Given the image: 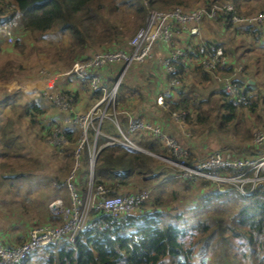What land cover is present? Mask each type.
I'll list each match as a JSON object with an SVG mask.
<instances>
[{
  "label": "trees",
  "instance_id": "16d2710c",
  "mask_svg": "<svg viewBox=\"0 0 264 264\" xmlns=\"http://www.w3.org/2000/svg\"><path fill=\"white\" fill-rule=\"evenodd\" d=\"M204 1L201 7L207 9L213 5L220 6L225 1H231L239 16L245 15L242 9L248 2V0ZM145 4L148 8L157 11H168L178 8L177 6H188L182 5V0H0V25L12 16L14 9H18L22 32L36 33L41 37L48 33L63 35L67 40L66 48L62 52L65 54H58L59 56L55 60L63 61L65 65L70 66L76 58L81 60L89 57L91 53L85 52L95 47L104 50L122 48L121 46L125 48L127 39L145 24L147 18ZM261 8L259 10L264 9L263 6ZM253 12L255 10L251 11V14ZM229 18V15L221 13L217 20L210 21L218 24L226 33H231L233 38L230 42L234 48H229V45L227 46L223 42L211 43L223 47L225 53L229 49L235 53L242 50L240 54L250 53L254 49L253 44H246L241 40L237 43V34L251 35L255 41H258L263 34V29L255 25L239 29L229 21ZM19 47H22V44H15V48L19 49ZM231 70L232 66L229 65L228 68H220L212 74L202 72L201 69L198 73H201V80L209 81L210 84L212 79L220 82L219 79L228 76ZM185 71L186 67L181 66V85L179 89L177 88L175 99L170 102L169 112H166L167 117H170L171 111L183 110L187 112V125L192 123L202 125L209 122L210 117L208 118V116L216 108L219 111L217 120H223V123L218 122L216 127L227 132L230 124L235 126L240 108H246L249 113H255L258 110L264 114V95L257 92L254 101L251 97L248 105L236 106L223 90L222 83L218 84L220 92L215 93L218 97L209 99L214 94L213 89H210L207 99L203 98L197 101V96L193 91L195 87H200L199 83L190 85V88L187 87L183 82ZM71 80H73L71 77H65L64 80L59 77L56 86L63 89L64 84ZM0 81L9 82L8 77L3 76L1 72ZM80 85L90 90L87 83L81 82ZM118 90L115 111H118V117L120 116V120L123 122L121 117L125 98H118ZM21 94L4 92L0 98V190L2 189L4 192L13 186L9 180L23 178L28 168L22 163L27 159L21 154L23 147L20 137L15 135V124L26 117L32 127L29 129L44 143H47L54 129L62 127L53 119L48 118L45 121L43 117L47 113L38 108L34 102H30L28 105L22 104V100H19ZM99 96L100 93L92 92L85 99L90 98L95 101ZM210 101L215 106L209 105ZM119 103L121 104L119 105ZM203 105H209L207 112L204 111ZM5 110L8 111V115L6 114L5 121H3L1 115ZM15 115H18V118L13 121L12 117ZM112 119L111 116L106 124H104L105 119L102 121L101 133L124 141ZM261 122L264 123V120L260 119L258 124ZM75 127L78 131V127L76 125ZM66 130L68 145L61 149L52 148V156L56 159L59 167L56 178L58 181L65 179L72 169L73 150L79 137L77 131ZM135 133L136 141L133 144L137 147L153 154L163 153L164 148L162 149L156 140L143 136V132L136 131ZM126 137L128 136L126 135ZM88 139L90 142L89 135ZM107 142L108 139L105 136H98L95 142L96 149L100 148V150L93 168V187L101 185L108 190L110 196H115L134 193L124 191L132 179H136L138 182H150L158 177L167 178V173H163L167 168L164 162H160L145 152L130 151L120 144L106 145ZM93 143L89 144L92 146ZM81 162L86 167L89 165L87 151H85ZM156 162L162 163L163 167L155 166ZM152 168L157 169L159 173L153 175ZM87 173L88 171H86ZM184 181L192 183L191 180ZM199 181H203L201 184L198 183L201 187L204 186V183L206 185L211 183L210 181ZM63 191L68 196L67 190ZM210 198H213L214 201H210ZM205 199L208 200L207 204L213 203L212 214H206L203 219L195 221V226L188 231L181 228L179 224L177 226L173 223L165 224L162 219L164 213L161 210H152L139 215V217H131L127 225L87 230L75 242L70 243L63 240L55 243L46 250H42L43 252L39 251L34 256L30 255L18 264H27L29 260L32 261V264H162L167 257L172 261V264H193L194 253L197 254L200 249L211 248V246L215 249L217 245L220 247V252L213 264H264V186L257 187L248 195L229 193L216 187L214 192L204 196L201 200ZM228 202L234 204L233 209H229ZM146 203V201L143 202L142 207ZM157 205L160 206V203ZM172 217V220L189 222L188 217L183 216L185 220L177 214ZM122 239L125 240L124 247L118 249L113 247L114 250L110 251V246L118 245Z\"/></svg>",
  "mask_w": 264,
  "mask_h": 264
},
{
  "label": "built area",
  "instance_id": "2783aa9c",
  "mask_svg": "<svg viewBox=\"0 0 264 264\" xmlns=\"http://www.w3.org/2000/svg\"><path fill=\"white\" fill-rule=\"evenodd\" d=\"M221 13L229 15V21L234 24L264 25V11L253 16L238 15L231 1H225L220 6L213 5L209 9L196 7L189 10L175 8L168 11H147V18L134 36L127 42L125 48H114L95 52L87 58L77 60L72 67L60 76L44 75L40 80L32 84V90H38L37 94L50 100L60 110L69 116L65 121L69 125L75 123L80 130V135L73 150L74 166L69 176L62 182L53 184L56 188H65L70 199L69 206H63L60 200L50 204L52 216L57 217L60 225H45L32 229L24 242L19 245H7L0 242V264H18L30 255L45 250L49 246L66 240L75 242L81 234L91 229H108L127 225L131 217H139L143 202L149 196L150 191H139L131 194H119L110 196L108 190L101 185L93 187V167L100 148L96 149V137L93 146H89L88 129L93 121H98L96 134L104 119L113 117V123L119 128L116 120L117 90L127 70L134 63L143 65L153 61L160 45L166 47L167 56L158 64L164 69L167 80L166 88L155 98L158 106L169 112L170 102L173 100V92L180 85V67L186 66L193 59L197 66L207 73H214L220 68H228L230 61L223 47L215 46L208 42L202 35V24L205 19L217 20ZM20 27V13L14 9L12 16L0 25V37L7 43L13 42L14 35ZM183 35L185 42L183 43ZM181 41V42H179ZM180 43V46L177 44ZM158 49V50H157ZM120 67L118 78L114 84L108 85L107 70L110 67ZM242 67L235 68L232 76L222 77L220 82L223 90L236 106H246L251 101L252 92L247 89L243 80L235 77L242 72ZM71 77L78 83H87L91 92L100 93L93 106L86 112L76 111L78 98L76 94L65 90L55 93L57 79ZM39 94V95H40ZM102 108L100 114L99 110ZM111 111V113H109ZM170 117L179 127H184L187 112L183 110L171 111ZM73 120V121H72ZM127 129L129 132L141 131L158 141L166 150V156L152 154L171 168L175 177L182 180L195 181L206 179L214 183H229L237 181L243 184L253 166L256 172L264 170V132H259L254 139V151L256 158L252 159L247 153L234 152L233 150H217L204 158H195L189 148L183 146L174 137L165 133L160 126H153L139 119L129 118ZM124 141L114 137L105 136L108 139L106 145L120 144L130 151H138L134 145L119 129ZM65 128H56L51 133L47 142L52 147L61 149L68 144ZM87 151L91 164L88 182L89 200L81 197L73 183L78 162ZM251 153V152H250ZM252 153V154H253ZM256 163L258 167L252 165ZM159 172H157L158 174ZM156 174V175H157ZM221 190V189H219ZM251 193V192H250ZM249 193V194H250Z\"/></svg>",
  "mask_w": 264,
  "mask_h": 264
},
{
  "label": "rangeland",
  "instance_id": "374dc122",
  "mask_svg": "<svg viewBox=\"0 0 264 264\" xmlns=\"http://www.w3.org/2000/svg\"><path fill=\"white\" fill-rule=\"evenodd\" d=\"M204 2H205L204 0H182V5L186 4L188 6L186 7L177 6V7L182 10H189L196 7H201ZM262 6L264 7V0H248V4H245L242 10L245 16H253L256 13L264 11V9L259 10L262 9L261 8ZM146 8L147 11L153 10L148 8L147 5ZM253 10H255V12L251 14V11ZM153 11H157V10H153ZM249 11L250 13H248ZM207 20L210 21L211 19H207ZM204 21H206V19ZM261 26L264 27L263 25ZM202 35H203V25H202ZM237 35H238L237 43L240 42L241 40L246 44L247 43L253 44L252 47L254 49L247 56H242L240 54L242 50L241 51L239 50L237 53H234V51L231 50H227V51L230 54V57L232 56L231 60L236 61L239 65H241V67H246V69L244 68L246 71H248L247 68L251 69V71L253 72H255L254 69H256V71L259 73L256 74L258 81L256 82L257 84L256 86H254L255 89L253 91L254 95L252 101H254L257 92L261 93V95H264V42L260 43L258 41H255L251 35H241V34H237ZM133 36L134 35H132L127 40L129 41ZM221 37L223 38L222 35ZM230 37L231 36L228 35L226 37V40L230 39ZM14 38L15 39L11 43H7L2 38L0 40V47H1L0 72L2 73L3 76L8 77L9 80V82H5V85L0 86V95H3L4 92L7 94L22 93L19 96V100L21 99L23 101H27L28 99V101H30L31 98L29 99V96L33 97V99L34 98L37 99V101L35 100L34 102L38 103L37 105L39 107H41L42 109L47 108L49 110V111L47 110L48 111L47 114L43 117V119L46 121L49 118V116L53 115V113L55 112L52 106L56 108L58 107L55 104H53L50 100L44 98L42 94L40 93H39L40 95L37 94L36 92H38V90H36V92L35 90H32V84L35 81L42 79L44 75L60 76L61 74L69 70L72 67V65L78 60V58H76L70 66L65 65L64 64L65 62L63 63V61L55 60L57 56H59L58 54L62 53L67 45V40L61 34L48 33L41 37L36 33L29 34L24 31L22 32V29H20L19 27V29L16 32V35H14ZM14 43L18 45L22 44V47H19V49H17L15 48ZM177 45L180 46V43H178ZM228 45L229 48H234V45L232 43L228 42ZM121 47L123 48V46ZM102 50L104 49L102 48L96 49L95 47L89 51H86L85 53L87 54L91 53L90 55H92L93 53ZM64 54L65 52L62 53V55ZM146 64L148 65V67H150V65H152L153 67L157 65L156 66L157 69L152 71H155L159 76L163 75L164 78L167 80V75L161 66L155 64L153 61L144 63L143 66H147ZM137 66L140 67L144 72V77L147 76L150 69H147V67L146 68L142 67V64ZM134 70L133 67L131 66L127 70V73L124 76L120 84V88L118 90V98L119 97L125 98L126 94L129 93V89L126 86V79H128V76L131 73V71ZM245 72L242 74L243 77L247 76L246 75L247 72L246 73ZM192 80H193V85H195L194 77ZM113 82H114L113 80L110 81L111 84H114ZM135 83L137 82L135 81ZM78 84L79 85H77L76 82H73L72 85L70 84V86H67L63 89L60 88V86H56L55 84V89L53 93L59 90L60 91L65 90L66 92H70V93H73L75 91L77 94H79L80 97L78 98V101L88 97L90 93H92L86 87L80 85V83ZM201 86L205 87L204 84H201ZM206 86H207L205 87L206 91H204V88H200V87L197 88L194 86L195 87L194 91L193 90L192 91L197 96L196 97L197 101H200L203 98L207 99L209 97L208 96L209 89H213L214 91L213 96L209 99L218 97L215 94L220 92L219 91L220 88H218V81L212 80L211 83L208 85L206 84ZM216 86L218 90L216 89ZM143 96L145 95L143 94ZM174 97H176V94ZM174 97L173 100L175 99ZM91 102L92 105L88 107L89 109L93 106L95 101L92 99ZM120 104L121 103H119V105ZM208 104L212 105V107L213 105L215 106V104L212 101H210V103ZM209 105H203V109L205 112H207ZM102 108L103 107H101L99 112H97L98 114H100ZM87 110L88 109H85L82 112H86ZM238 111L239 114L236 119L235 126H233L234 124H230L229 130L227 132L221 131L219 130L218 127H216V124L218 122L223 123V120L221 119L217 120L219 117V111L216 108L214 112L210 113V115L208 116V118L210 117L209 122L205 124L194 125V123H192L191 125H187L185 123L184 127L181 128L177 126L174 122L172 123L171 121H169L170 124L172 123V125H174V127L173 126L172 127L177 131L178 134L171 135L170 130H168L169 133L166 132L165 130L163 131L169 134L170 136L174 137L183 146L189 148L190 151L195 155L194 156L195 158H204L206 155L217 150H228V151L233 150L234 152L239 151V153L241 154L247 152L249 154L248 156H251L252 159H254L252 154L254 149V139L259 132H264V123L261 122L258 124V121H260V119L264 120V114L258 110L255 113H249V111H247L246 108H240ZM117 112H116V120L119 124H121L123 132H125V134L128 136L127 138H129V140L132 143L135 142L136 139H134V136L136 133L129 132L128 129H126L127 126L123 122L122 123L120 122L121 120L120 117H118ZM166 112L167 111L165 110L164 115H166L165 114ZM109 113H111V111H109ZM7 115H4V113L1 115L3 121H5L4 119L5 116ZM13 117L14 119H17L18 115H15ZM68 117H72V116L68 115ZM166 119L168 120L170 118L168 117ZM107 121L109 120L105 119L104 124H106ZM98 124H99L98 121H93L92 124H90V128L88 129L87 136L89 135L91 144L93 143V139H95V135H97V137L107 136L101 133L100 130L98 131V134H96ZM29 127H31L30 122H28V120L26 119L21 120L15 126L18 136L20 137L23 136L22 139L26 141L25 142L23 140L24 142L23 145H25L24 152L27 151L26 148H28V149H32L36 153H38L39 151L43 152V154L42 153L37 154L36 157H40V156L41 157L33 158L36 160H33L31 158L33 157L32 155H35V153H28L31 155V157L29 156V158H27L25 155V157L28 160L26 162L23 161V165L28 168H27V172L24 174V177L18 178L17 180H9L13 183V186L10 187L5 192L2 191V189L0 190V240L2 242L5 241V237L8 240L9 239L15 240L18 237L25 238L27 231L33 226H37L47 222L49 223L47 225H60L61 222L59 221V219L51 215L49 206L52 202L57 200H60L63 206L70 205L69 196H67L66 192L63 191L65 188L63 187L56 188L52 186V184L58 181L56 179L58 173L56 168L52 166L50 162L46 161L47 159H49V157H51L50 155H48L51 149L47 148L45 146V143L39 141L38 136L34 137L35 139L38 140V142H36L34 145H31L29 143L30 139L24 136V135L32 136V134L34 133L29 129ZM79 131L80 130L77 131V134L80 135ZM93 133H94V137H93ZM180 135L183 137L184 140H186V142H184V140L182 142ZM108 136H112V135H108ZM145 137L151 139V137L149 136H145ZM91 144H89V146H91ZM187 144H189L190 146L194 145L195 147L191 148ZM50 146L52 147L51 144ZM160 147L163 149L162 146ZM247 149L251 153L249 151H245ZM141 150L143 151L144 149ZM258 150L259 152L262 153L264 147L262 146V148ZM134 151L136 152V150ZM162 152L163 153L160 152V154L158 153L155 155H160L163 157L167 155L166 150L163 149ZM155 159L161 162L160 159L156 157ZM31 160H33V162ZM160 162H156L155 166L159 168L163 167V164ZM74 164L75 162L73 163V166ZM78 164L79 166L77 167L72 177L73 183L76 187V191L78 192V194L81 197L84 198L86 197V200H89L88 182L90 176L89 171L91 168L90 160H89V165L87 167L86 165L82 164L81 161L78 162ZM252 165L258 167V165L254 162ZM92 167L94 168L93 165ZM167 168H165L163 172V173H167V178L158 177L154 180L152 179L150 182H142V181L138 182L136 181V179H132L130 180L128 187L124 188L126 189L124 191L125 192H137L138 190L150 191V196L146 200L147 203L141 208V211L138 212L137 215H139L140 213L141 214L146 213L147 211L151 212L152 210H161L162 213H164L162 219L165 224L173 223L176 226L179 224L180 227L186 229V231L192 229L191 227L195 226V221L199 219H203L206 216V214H212L211 209L214 207L213 203L207 204L208 202L207 199H205L204 201H202L201 199L204 196L206 197V195L214 192L216 187L217 189H221L229 193L235 192V193H240L242 195H248L251 191H253L257 187L264 186V170H261V172L258 173L255 171V168L253 166L251 167L252 170L248 172V176L245 177L246 179H244L245 182L243 184L238 183L237 181L223 183V184L211 182L209 183V185H206L204 183V186L202 187L200 186V184L203 183V181H199V180H204V181H208V180L198 179L192 181V183L191 182L188 183L182 179L176 178L174 171L171 168H168L169 170ZM86 171H88L87 174ZM152 172L153 175H156L157 172L159 171L155 168H152ZM163 177L165 176L163 175ZM65 179L60 180L59 182H62ZM193 183L195 184V186ZM198 183L200 184L198 185ZM210 201H214L213 198H210ZM157 203H160V206H158ZM228 207L229 209H233L234 204L232 202H228ZM176 214L180 215L181 216L180 218H183V216L188 217L189 222L178 221L177 219L172 220L173 218L172 215L174 216ZM48 218H50V220ZM53 218L55 220L54 222H51ZM183 219L185 220V218ZM22 240L24 241V239ZM124 241L125 240L122 239L119 241L118 245H111L110 251H112V249L114 250V248L117 249L119 247L123 248ZM212 247L213 246L207 249L203 248L200 249L197 254L194 253L192 259L193 264H199V263L213 264V262H215V260L218 257V254L220 252L219 251L220 247L218 245L215 246V249H213ZM35 254H37V252L34 253L32 256H34ZM27 264H32V261L29 260ZM162 264H172V261L169 260V258L167 257L165 262H162Z\"/></svg>",
  "mask_w": 264,
  "mask_h": 264
},
{
  "label": "crops",
  "instance_id": "0c3cea01",
  "mask_svg": "<svg viewBox=\"0 0 264 264\" xmlns=\"http://www.w3.org/2000/svg\"><path fill=\"white\" fill-rule=\"evenodd\" d=\"M246 4H248V2H246ZM203 36H204V39L208 42H215V41H218V42H223V43H226V45L228 46V42L231 41V39L233 38L231 33H226L225 30L223 28H221L218 24L214 23V22H211V21H204L203 22ZM239 29H244V28H248L249 25H244V24H238L236 25ZM256 26V25H255ZM264 26V25H263ZM259 27H261L263 30V34L262 36L260 37V39L258 40V42H264V27H262L261 25H259ZM221 35L223 36V38L221 37ZM230 35V39L226 40V37ZM238 39V37L236 36V40ZM185 42V37L183 35V43ZM231 43V42H230ZM256 48V47H255ZM158 50V49H157ZM230 50V49H229ZM226 53L228 54V58H229V61H230V65L232 66V70L230 72V74L228 76H232L234 73H233V70L235 68H238V67H241V65H239L236 61H233L231 60L232 56L230 57V54L228 53V51H226ZM235 53V51H234ZM251 53V52H250ZM249 53H244V54H241L242 56H247ZM167 56V51H166V47L164 45H160L159 47V50L156 51V56H155V59L153 60V62L155 64H158V62L163 59V57H166ZM138 64L134 63L133 66L131 65V67H133V70L134 71H131V73L129 74L128 76V79H126V86L128 87L129 89V93L126 94L125 96V102L123 103V106H122V121L123 123L128 126V119L129 118H134V119H139L145 123H150L151 125H154V126H160L163 130H165L166 132H168V130H170L171 132V135L172 134H178L177 131L173 128L174 125H172V120H171V117H169L170 119H166L168 118L167 116L168 115H164V112L165 110L163 108H161L160 106H158L155 102V98L160 95V93H162L163 90H165L166 88V79L164 78V76H159L155 71H152V70H155L157 69L156 66H152L150 65V67L147 66H143L144 68L147 67V69H150L147 76L144 77V72L142 71V69L140 67L137 66ZM159 65V64H158ZM160 66V65H159ZM186 67V71L184 73V79H183V82L185 83V85H187V87H189L190 84L193 85V77L195 79V83L194 84H197L199 83V86L200 88H204V91H206V84L208 85L209 84V81H203L201 80L200 78V75L201 73H198L200 71V68L197 66L196 62L191 59V62L187 63V65L185 66ZM246 67H242V72L240 74H235V77L243 80V82H245L247 85H249V87L247 89H249L251 92H252V98H253V95H254V89L256 86V82L258 81V78H257V75L256 74H259L256 69H254L255 72L251 71V69L247 68L248 71H246L245 69ZM120 70V67L118 66L117 68L115 67H110V69L108 68L107 70V73H108V85L111 86L112 84L110 83V81H114L118 78V72ZM250 70V71H249ZM160 71V70H159ZM202 71V70H201ZM247 73H246V72ZM203 72V71H202ZM246 73L247 76L243 77L242 74L243 73ZM126 75V74H125ZM124 75V76H125ZM251 76V77H250ZM124 78V77H123ZM122 78V80H123ZM64 80V79H62ZM213 80V79H212ZM211 80V81H212ZM135 81L137 83H135ZM73 82H76L75 80H71V82H66L64 85L65 87L67 86H70V84L72 85ZM113 82V83H114ZM122 82V81H121ZM206 82V83H205ZM263 82V81H262ZM77 85L78 82H76ZM201 84H204L205 87H202ZM218 84H221V82L218 81ZM5 85V82H1L0 81V86H3ZM181 85V83H180ZM180 85L178 86V89L180 87ZM144 86V87H143ZM64 87V88H65ZM218 88L219 85H218ZM217 86H216V89L218 90ZM143 89V90H142ZM177 88L174 90L173 92V97L175 96L176 94V91L178 90ZM210 90V89H209ZM203 91V92H204ZM257 91V90H256ZM74 93L77 95V98H80L79 97V94H77L75 91ZM143 94L145 96H143ZM148 96V97H147ZM2 97V95H0V98ZM31 98V99H30ZM175 98V97H174ZM29 99L30 101H21L22 104H26L28 105V103L30 102H34L35 100L37 101V99H33V97H30L29 96ZM41 99V98H40ZM92 99H88L87 100L84 98V99H81L79 100V102L77 103V106H76V111H79V112H82L83 110L85 109H89L88 107H90V105H92ZM17 102H19V100H17ZM41 102V100H40ZM35 103V102H34ZM46 103V102H45ZM36 105L38 103H35ZM51 105V104H50ZM52 106V105H51ZM38 108H40L41 110L45 111L46 113L49 111L47 108L46 109H42L41 107H39L37 105ZM53 110L55 111L53 113V115H51V117L49 116L50 119H53L55 120L58 124H60L62 127L61 128H66V129H69V130H74L76 131L77 128H74L75 127V123H70L69 125H67L68 123H66V119L68 118V114L64 111H61L59 110L58 108L56 107H53ZM48 110V111H47ZM8 113L7 110L4 111V115H6ZM65 113V114H63ZM67 114V115H66ZM166 114V113H165ZM120 117V116H119ZM18 118V117H17ZM26 119V117H23ZM12 120L13 121H16V119H14V117H12ZM27 120V119H26ZM169 121H171L172 123L170 124ZM121 122V121H120ZM122 123V122H121ZM16 126V124H15ZM14 126V130H15V135L18 136V133L16 131V128ZM74 126V127H73ZM173 126V127H172ZM122 133L126 136L125 132H123V129L121 127V124H119V128ZM127 129V127H126ZM169 133V132H168ZM144 136H149L151 137L150 135H148L147 133H142ZM26 136L29 140V143L31 145H34L36 142H38L37 139H35L34 137H36V135L33 133L32 136H28V135H24ZM108 136V135H107ZM20 137V136H19ZM31 137V138H30ZM181 139H182V142H183V137L180 135ZM22 137H20V142L22 144V147H23V151L21 152V154H23L24 156L26 155L27 158H29V156L31 157L30 154L28 153H35V155H32L33 157H31L32 159L33 158H40V157H36L37 154H43V152H38L36 153L35 151H33L32 149H27V151L24 152L25 150V145H23V140ZM151 139H153L151 137ZM154 140V139H153ZM25 141V140H24ZM40 141V140H39ZM26 142V141H25ZM184 142H186V140H184ZM44 143V142H43ZM189 145V144H187ZM27 146V144H26ZM45 146L47 148H50L48 150H50V153L48 155H50L51 157H49V159H47L46 161L50 162L52 166H54L56 168V170L59 168L58 167V164H57V161L56 159L52 156L53 154V150H52V147L50 146V144L47 142L45 143ZM189 147H195L194 145H189ZM34 148V147H33ZM139 148V147H138ZM140 149V148H139ZM142 149V148H141ZM28 150H31V151H28ZM248 150V149H247ZM254 150V149H253ZM196 151H199V150H196ZM138 152H145L147 154H150L152 155V153H148L146 152L145 150L143 151H138ZM256 152H258L257 150L254 151L253 155L256 154ZM194 155V154H193ZM195 156V155H194ZM254 158H256V156H253ZM26 158V159H27ZM28 160V159H27ZM33 160H36V159H33ZM33 160H31L33 162ZM26 162V161H25ZM23 163V162H22ZM53 186V184H52ZM54 187V186H53ZM28 190V189H27ZM50 220V218H48ZM54 218L52 219L51 222H54ZM49 224L48 222L47 223H44V224H40V225H37V226H33L31 227L28 231H27V234L25 236V238L23 237H18L17 239L15 240H11V239H7L5 237V241L2 242L0 240V242L2 243H5L7 245H19L21 244L22 242H24L26 240V238L28 237V234L29 232L32 230V229H35V228H39V227H42V226H45ZM24 239V241L22 240Z\"/></svg>",
  "mask_w": 264,
  "mask_h": 264
},
{
  "label": "water",
  "instance_id": "95a60500",
  "mask_svg": "<svg viewBox=\"0 0 264 264\" xmlns=\"http://www.w3.org/2000/svg\"><path fill=\"white\" fill-rule=\"evenodd\" d=\"M138 151H142V150L138 148Z\"/></svg>",
  "mask_w": 264,
  "mask_h": 264
}]
</instances>
